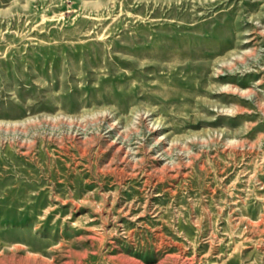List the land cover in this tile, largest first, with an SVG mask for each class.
I'll use <instances>...</instances> for the list:
<instances>
[{
  "label": "rangeland",
  "instance_id": "374dc122",
  "mask_svg": "<svg viewBox=\"0 0 264 264\" xmlns=\"http://www.w3.org/2000/svg\"><path fill=\"white\" fill-rule=\"evenodd\" d=\"M0 264H264V0H0Z\"/></svg>",
  "mask_w": 264,
  "mask_h": 264
}]
</instances>
